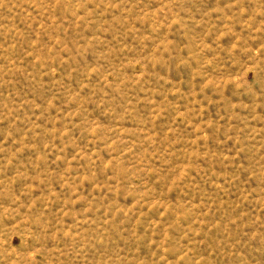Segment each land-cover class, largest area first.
<instances>
[{"label": "rangeland", "instance_id": "obj_1", "mask_svg": "<svg viewBox=\"0 0 264 264\" xmlns=\"http://www.w3.org/2000/svg\"><path fill=\"white\" fill-rule=\"evenodd\" d=\"M0 264H264V0H0Z\"/></svg>", "mask_w": 264, "mask_h": 264}]
</instances>
